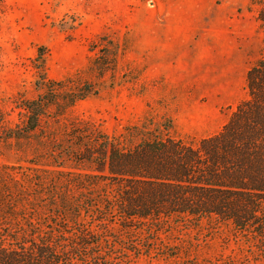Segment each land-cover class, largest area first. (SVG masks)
I'll return each instance as SVG.
<instances>
[{
  "label": "trees",
  "instance_id": "trees-1",
  "mask_svg": "<svg viewBox=\"0 0 264 264\" xmlns=\"http://www.w3.org/2000/svg\"><path fill=\"white\" fill-rule=\"evenodd\" d=\"M35 62L38 93L17 103L21 120L10 126L0 115V141L13 150L43 116L97 93L49 78L42 48ZM245 88L222 128L196 144L141 121L117 135L72 129L74 145L53 160L77 170L44 169L40 157L1 164L0 264H133L152 254L170 264H264V52ZM207 223L232 229L238 253L199 259L186 243L158 237Z\"/></svg>",
  "mask_w": 264,
  "mask_h": 264
},
{
  "label": "rangeland",
  "instance_id": "rangeland-1",
  "mask_svg": "<svg viewBox=\"0 0 264 264\" xmlns=\"http://www.w3.org/2000/svg\"><path fill=\"white\" fill-rule=\"evenodd\" d=\"M263 4L0 0V115L7 125L21 120L17 103L38 93L34 63L40 48L49 78L66 88L89 83L97 91L61 115L43 116L36 135L19 150L0 141V165L40 157L48 164L44 169L77 170L53 160L61 147L74 145L72 129L117 135L126 125L147 121L160 129L171 125L169 135L191 144L217 133L246 97V71L264 52ZM141 235L153 238L148 231ZM158 237L186 243L199 259L237 254L242 246L221 223L182 226ZM131 260L170 264L155 254Z\"/></svg>",
  "mask_w": 264,
  "mask_h": 264
}]
</instances>
